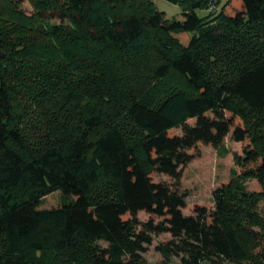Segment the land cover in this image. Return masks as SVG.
I'll return each mask as SVG.
<instances>
[{
  "label": "trees",
  "instance_id": "trees-1",
  "mask_svg": "<svg viewBox=\"0 0 264 264\" xmlns=\"http://www.w3.org/2000/svg\"><path fill=\"white\" fill-rule=\"evenodd\" d=\"M21 1L0 0V264H149L164 232L162 264H264V0ZM229 134V181L184 213L189 150Z\"/></svg>",
  "mask_w": 264,
  "mask_h": 264
},
{
  "label": "rangeland",
  "instance_id": "rangeland-1",
  "mask_svg": "<svg viewBox=\"0 0 264 264\" xmlns=\"http://www.w3.org/2000/svg\"><path fill=\"white\" fill-rule=\"evenodd\" d=\"M158 8L166 12L169 18L184 19L183 11L176 3L170 0H155ZM228 0H221L223 6ZM21 5L24 10L31 13L33 5L29 0H22ZM200 15H205L203 10ZM59 21V20H55ZM182 133L181 128L174 130ZM248 141H237L227 135L221 146L216 147L213 144L199 143L196 147L189 150L193 157L189 163L182 166L181 190L187 192L186 206L183 212L189 214L193 211L195 205L203 204L213 207L215 204L214 192L217 188L228 182L231 176V169L235 165V153H243L245 144ZM153 176L157 180H166L172 182L173 179L165 173L154 171ZM249 188L254 189L258 186L256 180L248 183ZM61 191L57 190L46 197L40 204V208L57 207L61 202ZM140 220L145 221L151 218V214L141 211L138 214ZM171 237L169 232L154 235L151 243L146 244V249L142 252L149 264H162L165 260L164 255L159 249L160 243ZM171 264H182L180 258L173 256L170 259Z\"/></svg>",
  "mask_w": 264,
  "mask_h": 264
},
{
  "label": "built area",
  "instance_id": "built-area-1",
  "mask_svg": "<svg viewBox=\"0 0 264 264\" xmlns=\"http://www.w3.org/2000/svg\"><path fill=\"white\" fill-rule=\"evenodd\" d=\"M222 9L221 0H208L204 10L212 15H217Z\"/></svg>",
  "mask_w": 264,
  "mask_h": 264
}]
</instances>
